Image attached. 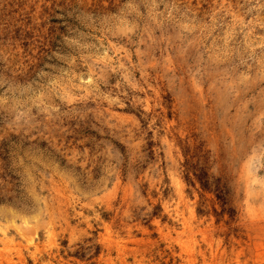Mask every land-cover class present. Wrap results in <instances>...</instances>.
<instances>
[{"label":"rangeland","instance_id":"1","mask_svg":"<svg viewBox=\"0 0 264 264\" xmlns=\"http://www.w3.org/2000/svg\"><path fill=\"white\" fill-rule=\"evenodd\" d=\"M0 264H264V0H0Z\"/></svg>","mask_w":264,"mask_h":264}]
</instances>
